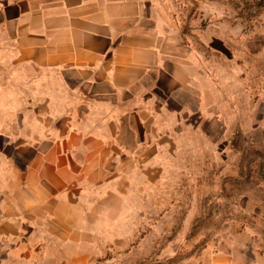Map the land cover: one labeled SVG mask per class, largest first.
Masks as SVG:
<instances>
[{"label":"crops","instance_id":"0c3cea01","mask_svg":"<svg viewBox=\"0 0 264 264\" xmlns=\"http://www.w3.org/2000/svg\"><path fill=\"white\" fill-rule=\"evenodd\" d=\"M0 56L38 73L0 89V264H112L144 176L202 111L172 1L0 0ZM195 260L260 264L233 248Z\"/></svg>","mask_w":264,"mask_h":264},{"label":"rangeland","instance_id":"374dc122","mask_svg":"<svg viewBox=\"0 0 264 264\" xmlns=\"http://www.w3.org/2000/svg\"><path fill=\"white\" fill-rule=\"evenodd\" d=\"M171 1L202 111L144 176L150 197L132 244L108 253L112 264H198L208 249L233 248L264 264V0ZM12 60L0 56V89L38 76Z\"/></svg>","mask_w":264,"mask_h":264}]
</instances>
